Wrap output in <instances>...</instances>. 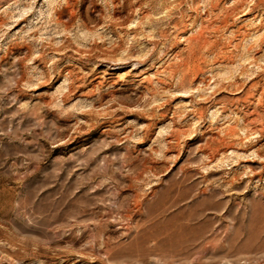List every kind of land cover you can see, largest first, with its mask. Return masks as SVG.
<instances>
[{"label": "rangeland", "instance_id": "1", "mask_svg": "<svg viewBox=\"0 0 264 264\" xmlns=\"http://www.w3.org/2000/svg\"><path fill=\"white\" fill-rule=\"evenodd\" d=\"M0 264H264V0H0Z\"/></svg>", "mask_w": 264, "mask_h": 264}]
</instances>
